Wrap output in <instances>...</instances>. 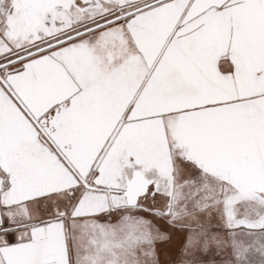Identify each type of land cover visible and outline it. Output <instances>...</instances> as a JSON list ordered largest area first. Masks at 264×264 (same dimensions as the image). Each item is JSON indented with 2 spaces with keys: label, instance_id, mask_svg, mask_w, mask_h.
<instances>
[{
  "label": "snow or ice",
  "instance_id": "snow-or-ice-1",
  "mask_svg": "<svg viewBox=\"0 0 264 264\" xmlns=\"http://www.w3.org/2000/svg\"><path fill=\"white\" fill-rule=\"evenodd\" d=\"M0 264H264V0H0Z\"/></svg>",
  "mask_w": 264,
  "mask_h": 264
}]
</instances>
